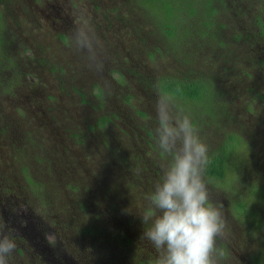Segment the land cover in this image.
<instances>
[{
	"label": "trees",
	"instance_id": "obj_1",
	"mask_svg": "<svg viewBox=\"0 0 264 264\" xmlns=\"http://www.w3.org/2000/svg\"><path fill=\"white\" fill-rule=\"evenodd\" d=\"M160 90L208 146L219 264H264V0H0V174L25 195L0 197L79 264H155L139 212ZM17 245L12 264H39Z\"/></svg>",
	"mask_w": 264,
	"mask_h": 264
},
{
	"label": "clouds",
	"instance_id": "obj_2",
	"mask_svg": "<svg viewBox=\"0 0 264 264\" xmlns=\"http://www.w3.org/2000/svg\"><path fill=\"white\" fill-rule=\"evenodd\" d=\"M77 39L81 42V33ZM154 112V144L162 172L139 212L141 239L157 252L155 264H219L216 242L226 235V224L211 203L205 180L208 146L175 94L160 90ZM17 246L0 225V264H10Z\"/></svg>",
	"mask_w": 264,
	"mask_h": 264
},
{
	"label": "rangeland",
	"instance_id": "obj_3",
	"mask_svg": "<svg viewBox=\"0 0 264 264\" xmlns=\"http://www.w3.org/2000/svg\"><path fill=\"white\" fill-rule=\"evenodd\" d=\"M0 146L4 154L1 143ZM10 166H13L12 162L9 158H4L3 167ZM8 173L12 175V183L6 186L21 193L22 197L25 196L24 192H22L24 185L18 176L13 170ZM0 180V186L2 184V187L7 192L9 189L5 186L7 180L2 174H0ZM4 200L6 201H3L2 197H0V204L4 206L0 210L1 222L5 221L7 227L3 231L5 234L13 235L17 243L23 244L29 257H32L35 263L38 261L39 264H79L68 244L61 240L57 229L51 222H47L39 215L35 217L36 215L30 209L28 211L26 205H12L13 199L9 201L5 198Z\"/></svg>",
	"mask_w": 264,
	"mask_h": 264
},
{
	"label": "flooded vegetation",
	"instance_id": "obj_4",
	"mask_svg": "<svg viewBox=\"0 0 264 264\" xmlns=\"http://www.w3.org/2000/svg\"><path fill=\"white\" fill-rule=\"evenodd\" d=\"M8 202H9V201H8ZM3 207H4V206H3ZM0 225H3V227L7 228V227H6V222H5V221H3V222L0 221ZM10 264H12V263L10 262Z\"/></svg>",
	"mask_w": 264,
	"mask_h": 264
}]
</instances>
